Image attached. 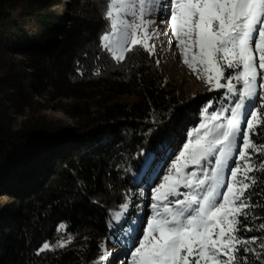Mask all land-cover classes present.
Instances as JSON below:
<instances>
[{
    "label": "trees",
    "instance_id": "1",
    "mask_svg": "<svg viewBox=\"0 0 264 264\" xmlns=\"http://www.w3.org/2000/svg\"><path fill=\"white\" fill-rule=\"evenodd\" d=\"M104 4L0 0V264H96L108 242L132 247L121 229L131 220L140 221L139 229L147 216L143 203L134 202L147 190L143 154L155 150L162 134L173 149L185 143L212 114V107L202 111L206 102L225 106L226 89L212 84L183 92L139 45L120 64L110 60L100 48ZM231 71L225 68V75ZM256 127H264V117ZM224 179L231 182L226 172ZM260 192L264 184L245 196ZM125 199L129 211L121 225L113 218ZM251 202L264 204V196ZM257 216L264 218V207L250 212L255 230L244 235L264 231ZM44 242L50 248L37 254Z\"/></svg>",
    "mask_w": 264,
    "mask_h": 264
},
{
    "label": "snow or ice",
    "instance_id": "2",
    "mask_svg": "<svg viewBox=\"0 0 264 264\" xmlns=\"http://www.w3.org/2000/svg\"><path fill=\"white\" fill-rule=\"evenodd\" d=\"M156 15L164 17L162 24L170 21L184 62L193 71L196 63L202 64L206 82L226 89L221 93L225 106L217 109L212 101L206 102L202 111L207 114L212 107L213 112L190 133L187 143L173 149L162 134L155 150L143 154L139 167L146 178L155 176L156 184L144 224L138 229L139 221L131 220L126 230L121 229L125 238L135 240L127 257L131 264H264V231L259 236L244 235L255 230L250 212L264 207L251 202L253 195L264 192L245 196L247 189L264 184V140L260 139L264 127H256L264 117V93H258V88L264 89V0H105L101 51L110 53L109 59L117 64L132 46L154 54L155 46L144 43L138 34L148 38L147 29L155 20L146 17ZM193 46L199 52L189 63L187 52ZM225 68L233 71L225 75ZM93 74H100V69ZM229 99L231 107L226 106ZM161 160L168 162L163 171L158 170ZM225 172L231 182L224 179ZM251 172L257 175L250 176ZM119 208L122 212L113 219L123 225L128 200ZM256 218L262 220L259 229L264 230V218ZM55 246L64 245L57 241ZM49 248L44 242L37 254Z\"/></svg>",
    "mask_w": 264,
    "mask_h": 264
},
{
    "label": "rangeland",
    "instance_id": "3",
    "mask_svg": "<svg viewBox=\"0 0 264 264\" xmlns=\"http://www.w3.org/2000/svg\"><path fill=\"white\" fill-rule=\"evenodd\" d=\"M163 18L164 17L161 15L146 17V19L155 20V23H153L147 29L148 38L145 39L143 32H141L138 34L139 39H141L144 43L149 46H155L154 54L152 55L158 57L162 66L170 72L171 79L177 82L178 87H180L183 92L191 94L199 90H208L213 85L212 83L206 82L204 66L202 64L196 63L195 71H193V68H190L188 64L184 62L185 55L182 54L179 42L177 41L176 37L172 34V31L169 27L170 21L167 24H162L160 23V20ZM128 19L129 21H131L130 16L128 17ZM198 52V46H193L188 50L187 57L189 63L193 62L192 57L193 55H198ZM47 114L57 117L58 119L64 120L69 124L73 123V121L71 119H68L66 115L61 111L48 110ZM24 118L25 117L23 116L22 119ZM199 126L200 125H198V127ZM196 129L197 128L186 134V136L184 137L185 143H187L188 140L191 139L190 133L194 132ZM201 131H203V129H201ZM180 146L181 145L176 146V148ZM181 150L183 149L181 148ZM167 163L168 162L166 160H161L159 162L158 170L163 171ZM143 178L144 181L146 180V183L142 181V185H145L144 188H146L147 190L144 192L143 195H141V198H139V194H136L134 196V202H138L139 204L143 203V207L145 209L144 212L147 213V216L144 218V221L141 226L149 217V204L152 202L151 196L154 195L151 189L153 185L156 184L155 176H152L151 178H146L145 176H143ZM161 183H163L162 180ZM139 224L140 223H138L136 227H138ZM131 239L135 241L133 238ZM132 247L128 248L126 246V242H108L101 247L100 251L104 252L105 255H100V258L96 262V264H102V262L103 264H107L108 259H110L111 264H119L121 260H126V264H131V260L128 259L127 253L132 249Z\"/></svg>",
    "mask_w": 264,
    "mask_h": 264
}]
</instances>
